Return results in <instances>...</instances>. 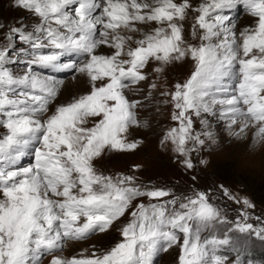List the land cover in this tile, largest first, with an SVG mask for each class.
<instances>
[{"label":"snow or ice","instance_id":"snow-or-ice-1","mask_svg":"<svg viewBox=\"0 0 264 264\" xmlns=\"http://www.w3.org/2000/svg\"><path fill=\"white\" fill-rule=\"evenodd\" d=\"M237 4L255 18V26L238 36L221 14ZM14 6L38 23L31 32L10 27L9 44L0 48V128L6 130L0 136V264H39L45 252L60 248L65 239L107 232L135 198L169 195L162 189L142 191L131 176H106L93 163L106 149L137 147L127 134L139 126L134 111L139 102L130 101L124 89L146 79L141 70L152 60L160 65L187 58L194 62L188 79L163 93L173 103L172 119L178 124L166 139L180 155L189 150V140L204 143L191 134L189 113H210L214 106L231 124H239L241 132L251 128L264 140V0H203L198 6L191 0H14ZM190 13H195L192 35L199 31L198 45L185 40ZM144 24L155 27L139 39L129 34L141 32L138 25ZM16 37L36 41L29 66L72 69L77 65L60 63L61 56L86 54L78 70L91 80L90 92L57 106L45 118L60 82L33 71L14 74L5 67ZM101 45L114 52L97 54ZM44 47L56 51L38 54ZM89 118H94L91 126ZM33 146L35 162L17 167ZM186 166L191 168V161ZM244 204L251 207L247 200ZM131 217L119 229L122 239L110 248L87 258L53 256L50 264H153L158 253L173 246L180 250L179 264L227 260L216 255L218 246L230 243L227 236L201 238V230L220 219L204 194L178 205L175 199L140 203ZM235 229L264 240V227L238 222ZM229 264H241L239 253Z\"/></svg>","mask_w":264,"mask_h":264},{"label":"rangeland","instance_id":"rangeland-1","mask_svg":"<svg viewBox=\"0 0 264 264\" xmlns=\"http://www.w3.org/2000/svg\"><path fill=\"white\" fill-rule=\"evenodd\" d=\"M198 6L203 0H191ZM228 13H221L228 17L229 27L239 32L245 28L255 26L252 17L243 4H237ZM190 13L184 22V36L188 43H200L199 31L197 36L192 35L193 16ZM38 23L37 18L24 9L14 6V0H0V48L9 44L6 33L10 27H25L28 32ZM227 23V22H226ZM141 32L129 33L135 39L141 38L144 31H151L155 25H138ZM32 42L21 41L18 37L11 41L8 62L5 64L14 74H23L33 71L45 77H51L61 83L57 95L49 105V112L45 118L55 111L59 105H66L74 99L87 94L91 90L92 82L86 73L78 69L87 60L86 54L81 53V60L74 64L76 68L62 71L61 76L41 72L42 66L31 65L36 49ZM42 42V41H41ZM56 51L50 47L39 49L38 54H49ZM114 49L101 45L96 49L99 55H110ZM72 54L61 56L60 63L69 59ZM72 63V61H68ZM161 67L163 71L155 69ZM50 69V68H49ZM194 69L191 58L160 65L152 60L141 70L146 79L138 83H128L124 89L125 96L130 101H138L135 108L139 126H132L127 134L129 142H136L137 147L129 151L105 150L102 155L94 160L98 172L106 176L119 175L131 176L135 185L142 191L162 189L169 193L159 199H150L146 196L135 198L129 211L111 227L107 232L90 233L81 240H63L60 248L52 252H45L39 264H50L53 256L64 259L87 258L94 251L110 248L122 239L119 229L131 219V211L135 205L164 203L175 199L186 202L187 198H195L197 194H204L208 203L215 207L220 219L212 222L208 228L201 230V238L211 239L215 236L223 239L227 236L228 245L216 248V255L227 257L225 264L234 262L239 253L241 264H264V240L252 233H241L235 229L236 223H251L254 227H264V140H260L251 128L240 131L239 124H231L228 117L222 116L219 106H214L210 113L201 112L200 115L189 113L192 119L191 134L199 136L204 141L197 144L189 140L185 155H180L170 140L166 139L169 131L178 127L173 121L175 112L173 103L168 95L174 90L176 83H184ZM51 73V72H49ZM47 74V75H46ZM64 82V83H63ZM101 82L97 81L99 86ZM63 84V85H62ZM155 85V87H152ZM62 86H64L62 88ZM94 118H89L87 126H91ZM6 132L0 128V136ZM195 149V150H192ZM24 161L18 167H27L35 162L30 152L34 153V146L25 150ZM33 156V154H32ZM33 162H32V161ZM186 161H191L192 167L186 166ZM247 200L251 207L244 204ZM169 208L172 205H168ZM247 214V220L244 215ZM179 248L173 246L167 251H161L153 258V264H179Z\"/></svg>","mask_w":264,"mask_h":264},{"label":"bare ground","instance_id":"bare-ground-1","mask_svg":"<svg viewBox=\"0 0 264 264\" xmlns=\"http://www.w3.org/2000/svg\"><path fill=\"white\" fill-rule=\"evenodd\" d=\"M228 10H230V9H225V10H223V12L222 13H228L229 14V16L231 15V16H233V14L231 13V11H228ZM231 22V21H230ZM72 55V57H70L69 59H67V60H64V61H62V63H69L68 61H72V63H75L77 60H81L82 59V57H81V53H71ZM85 63V62H84ZM38 66H40V65H38ZM62 70H67V69H62ZM49 74H51V75H55V74H53V73H49L48 72V76H51V75H49ZM47 75V74H46ZM55 76H57V75H55ZM59 77V76H58ZM62 83V82H61ZM61 83H59L58 84V88L60 87V85H61ZM64 83V82H63ZM63 85V84H62ZM64 86H62V88H63Z\"/></svg>","mask_w":264,"mask_h":264}]
</instances>
